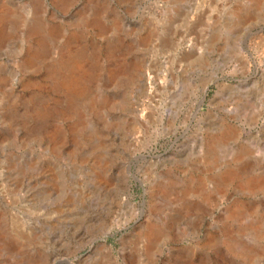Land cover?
<instances>
[{
  "label": "rangeland",
  "instance_id": "1",
  "mask_svg": "<svg viewBox=\"0 0 264 264\" xmlns=\"http://www.w3.org/2000/svg\"><path fill=\"white\" fill-rule=\"evenodd\" d=\"M55 257L264 264V0H0V264Z\"/></svg>",
  "mask_w": 264,
  "mask_h": 264
},
{
  "label": "water",
  "instance_id": "2",
  "mask_svg": "<svg viewBox=\"0 0 264 264\" xmlns=\"http://www.w3.org/2000/svg\"><path fill=\"white\" fill-rule=\"evenodd\" d=\"M261 28H262V27H261ZM261 28H260V29H261ZM221 80H222V82H225V81L228 80V78H223V77H222ZM202 100H203V97L201 98L200 103L202 102ZM209 101H211V99H210ZM100 241L105 243V240H104L103 237H100ZM81 256H83V254H75V255H73L74 258H80ZM68 259L72 260V259L69 258V257H68ZM64 263H65V264H70L67 260H61V261H57V262L53 261V264H64Z\"/></svg>",
  "mask_w": 264,
  "mask_h": 264
},
{
  "label": "bare ground",
  "instance_id": "3",
  "mask_svg": "<svg viewBox=\"0 0 264 264\" xmlns=\"http://www.w3.org/2000/svg\"><path fill=\"white\" fill-rule=\"evenodd\" d=\"M231 174V173H230ZM258 182V181H257ZM252 183V184H251ZM249 185H254L255 183H256V180H253V182H251ZM243 248V247H242ZM61 260H67L70 264H73L72 262H71V260L70 259H68V257H55L54 259H53V261H55V262H57V261H61Z\"/></svg>",
  "mask_w": 264,
  "mask_h": 264
}]
</instances>
